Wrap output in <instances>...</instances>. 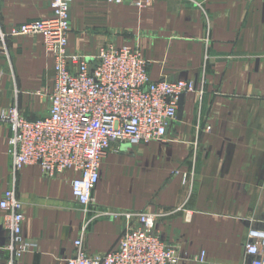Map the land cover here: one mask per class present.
<instances>
[{
  "label": "crops",
  "instance_id": "0c3cea01",
  "mask_svg": "<svg viewBox=\"0 0 264 264\" xmlns=\"http://www.w3.org/2000/svg\"><path fill=\"white\" fill-rule=\"evenodd\" d=\"M52 0H0L6 32L52 16ZM68 50L90 57L108 44L139 49L153 81L185 80L165 141L110 152L88 209L74 199L66 172L53 178L38 165L17 179L35 251L16 264H67L82 238L88 254L114 250L125 221L107 210L157 215L161 239L179 250L180 264H252L245 254L251 228H264V0H157L146 9L105 0H73ZM0 56V107L18 104L36 120L49 113L46 94L55 58L40 35L11 37ZM0 124V200L12 187V160ZM191 175L187 184L183 175ZM0 209V264L8 234ZM205 253L201 261L200 256Z\"/></svg>",
  "mask_w": 264,
  "mask_h": 264
},
{
  "label": "built area",
  "instance_id": "2783aa9c",
  "mask_svg": "<svg viewBox=\"0 0 264 264\" xmlns=\"http://www.w3.org/2000/svg\"><path fill=\"white\" fill-rule=\"evenodd\" d=\"M105 1L146 9L157 0ZM72 3L52 0V16L8 32L0 21L1 57L9 59V38L40 35L46 52L55 58L53 86L46 94L50 106L46 116L30 120L18 104L0 107V124L10 130L7 144L12 160V187L0 200L2 225L8 234L5 250L10 254L6 264H16L37 248L23 235L26 217L17 193V176L24 168L38 165L48 178L75 173L73 197L88 209L95 204L93 193L107 155L128 145L165 141L168 126L177 119L181 97L196 90L191 81H153L149 62L137 48L108 44L95 57L71 53L67 34ZM190 178L184 174L183 183ZM101 215L125 221L117 247L106 254H88L79 238L74 243L75 255L67 264H180L178 248L163 241L156 231L157 215L114 210L102 211ZM245 254L252 264H264V228L250 229ZM204 258L202 253L200 260Z\"/></svg>",
  "mask_w": 264,
  "mask_h": 264
}]
</instances>
